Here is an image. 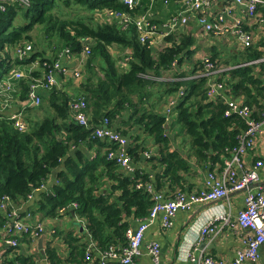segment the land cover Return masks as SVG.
Masks as SVG:
<instances>
[{
	"label": "trees",
	"instance_id": "obj_1",
	"mask_svg": "<svg viewBox=\"0 0 264 264\" xmlns=\"http://www.w3.org/2000/svg\"><path fill=\"white\" fill-rule=\"evenodd\" d=\"M166 1L172 5L176 0ZM164 2L141 0L135 9L130 10L122 0H30L27 6L19 1L6 0V8H0V82L15 64H30L36 60L40 61V74L33 73L34 77H39L43 73L44 60L56 57L66 46L78 53L85 37L93 39V53L85 67L87 73L93 74L85 82L81 81L79 86V96H84L88 102L91 126L80 125L73 118L69 106L72 96L58 87L42 94L44 100L38 107L46 114L38 121H31L27 130L22 131L15 126L11 117L0 115V197L8 194L17 202L25 201L35 187L48 182L58 169L54 182L47 190L35 194L33 203L27 206V212L32 216L40 212L44 216L54 217L61 207L77 202L78 206L68 214H76L86 220L88 235L100 250L115 242L126 244V229L133 225V220L144 218L153 206L154 200L150 194L137 189L136 178L155 183L145 169L137 170L132 176L117 161L108 158L106 147L111 145L110 142L92 136V131L105 117L129 137L128 130L117 126V120L120 119L118 122L123 125L125 118L131 117L134 125L144 127L146 134L159 145V150L152 158L145 159L142 156L146 149L144 139H140V135L131 137L134 139L129 149L132 160L136 163L148 160L164 166L162 173L156 177L157 184L160 185L164 177L170 178L180 185V190L185 189L182 183L186 180L184 173H193L192 157L201 167L217 161L223 164L230 155L229 150L238 143L237 135L247 127V122L239 114L225 115L228 105L224 99L217 102L209 100L205 78H152L163 74L177 77L189 75L185 71L175 73L171 66L174 60H178L179 67L190 63L195 54L196 50L192 47L196 37L187 27L166 36L165 45L155 48L140 40L135 24L123 27L119 20L108 22L99 18L100 13L109 9L131 12L134 16L150 9L155 13L156 19L153 20L163 21L171 14L159 17L155 11L159 9L162 12ZM73 5L86 9L87 17L64 18L62 9L72 8ZM180 8L182 6L176 11ZM259 9L264 12L263 6H259ZM19 16L21 20L17 24ZM37 26L41 33L38 41L31 33ZM41 36L44 38L41 39ZM45 38H48L47 41H44ZM29 42L36 43L32 56L24 60L14 56L12 50L18 44ZM113 45L133 51L128 67L121 69L117 65L116 57L109 50ZM261 45H264L263 41L246 49L234 50L226 63L233 65L263 57ZM46 46L49 47L48 51L53 52L52 56H47ZM219 53L214 49L211 54L213 59H217ZM97 71L100 76L95 82ZM229 74L227 83L232 87L233 97L242 98L246 105L254 109L253 116L260 118L264 109V61L234 67ZM28 83H23V98L28 97ZM154 84L158 86L156 93L161 96L158 101L166 100L160 110H155V105L150 104V97L155 92ZM182 87L185 94L174 109L176 120L172 122V116L163 109L167 97L176 94ZM130 95L139 99L134 100ZM149 104L153 108L150 109ZM91 107L94 108L92 114ZM132 109H135L134 113H131ZM176 124H179L177 131ZM179 134L190 140L191 153L184 149V140L180 143L176 141ZM92 150L95 155L89 153ZM3 217L0 211V226L5 222ZM78 233L80 235L74 230L57 231L43 252L39 250L34 255L21 252L20 246H16L19 250L6 262L47 264L43 261L47 257L48 264H85L90 240H86L83 232ZM61 243L70 250L68 257L62 253Z\"/></svg>",
	"mask_w": 264,
	"mask_h": 264
},
{
	"label": "built area",
	"instance_id": "obj_2",
	"mask_svg": "<svg viewBox=\"0 0 264 264\" xmlns=\"http://www.w3.org/2000/svg\"><path fill=\"white\" fill-rule=\"evenodd\" d=\"M6 0H0V8L4 10ZM19 1L25 6L30 3V0H13ZM130 10L137 7L141 0H122ZM154 1V0H153ZM181 6L175 15H171L164 21L156 22L151 17L150 13L139 14L134 16L131 12L105 10L100 13V20H119L123 27L130 23L135 24L139 33L140 40L150 45L158 44L165 45V37L177 32L182 27H186L190 20H196L199 23L200 41H205V35H211L215 38L226 40L231 38L234 41L233 48L242 50L251 47L257 43V33L246 27V22L254 23L258 28V36L264 35V12L259 9V6L264 7V0H180ZM222 2L221 5L219 3ZM244 11L240 15L239 8ZM242 12V11H241ZM93 39L85 37L84 44L80 52L76 53L69 46L62 49L61 52L54 58H48L42 62L43 73L39 77L30 75L28 83V104L29 106H38L42 100L44 91H49L53 87H58L62 80L67 77H72L76 80H82L86 74V64L93 53ZM32 42L18 44L14 49V56L20 60H24L32 56ZM194 50L198 51L197 45H193ZM261 48L264 49V46ZM33 51V52H32ZM202 51V50H199ZM133 57L131 49L126 50V55L121 63L124 68L128 67V61ZM264 61V56L253 59L249 62L233 64L227 68L219 66L217 60L211 55L208 49H204L198 63V68L195 73L188 76L189 79L205 78L208 88L207 95L209 100L216 101L224 99L228 108L225 115L230 116L234 113L239 114L246 122L247 127L237 135L238 143L229 150L230 155L225 158L223 164L217 170H208L205 174L204 184L198 190L178 189L174 192L166 193L163 190H158L154 182L146 181L141 177L136 178L137 189L145 190L154 200L153 206L149 213L139 219L138 226H129L126 229L127 243L115 242L108 245L104 250H100L98 245L92 239L86 251V258L90 259L93 255V249L98 251L100 255L95 264H108L109 260L116 259L117 264H130L135 258L142 254V245L145 239L146 229L159 217L163 227H170L174 223L176 213L181 210H193L200 204L218 202L229 198L231 192L236 190L245 191L243 207L237 212L234 217L231 209L224 211L218 216L209 219L200 225V238L198 244L189 252V257L197 264H241L244 261H249L252 264H258L261 257L259 249L264 244V186L258 182L262 180L260 168L263 162L257 161L252 166L246 163V154L253 149L257 142V136L262 131L264 124V109L261 112L260 118L253 116L254 109L246 105L241 99H236L232 95V87L227 81L230 79L229 71L234 67L257 63ZM33 63L40 66V61L36 60ZM178 60L172 62L173 71L177 68ZM165 75V76H164ZM157 79L177 80L171 74H163ZM172 76V78L170 77ZM26 77V73L18 69L11 72L2 80L5 91L12 90L13 79H22ZM156 77V76H152ZM1 81V82H2ZM185 89L182 87L176 94L167 97L166 113L169 116L174 114V109L178 105L179 99L184 96ZM69 106L72 111L73 118L83 126H91L89 122L88 102L84 96L73 97ZM176 114V113H175ZM14 120V125L24 131L29 128L22 113H14L11 117ZM94 138L107 140L110 146H107L108 158L117 161L124 171L135 176L137 168L133 163L130 154V146L134 139L123 134L116 128L108 117H105L99 125L92 131ZM133 140V141H132ZM155 155V152L146 148L142 152L145 159H150ZM49 181L35 187L33 192L29 194L26 202L33 200L35 194L47 190ZM77 202H72L67 206H63L58 210L55 218L69 216L70 210L77 207ZM0 211L4 215L5 222L0 226V232L3 233V238L8 247L16 248L20 246L22 240L37 244L40 236L46 233H56V226L47 225L42 219L32 218L30 213H24L18 206V202L13 200L8 194L0 197ZM32 218V220L30 219ZM75 219L83 229L87 222L84 218L74 214ZM221 225H218V222ZM228 226L232 231L239 229L243 246L238 249L236 256L233 259L224 257H215L204 249L200 248L206 237H213L219 233V230ZM81 228V229H82ZM82 229V230H83ZM243 229V232H241ZM51 238L54 239V236ZM147 253L152 256L153 261L159 264L161 261V244L158 240H150L146 244ZM45 247L42 249L44 250ZM40 250V248H39ZM36 250L35 253H37ZM34 255V254H33ZM47 264V257L43 258ZM16 264H21L17 261ZM73 264H77L73 262Z\"/></svg>",
	"mask_w": 264,
	"mask_h": 264
},
{
	"label": "crops",
	"instance_id": "obj_3",
	"mask_svg": "<svg viewBox=\"0 0 264 264\" xmlns=\"http://www.w3.org/2000/svg\"><path fill=\"white\" fill-rule=\"evenodd\" d=\"M221 4L222 2L219 3V5ZM163 6L164 7L162 12L159 9L158 11H155L158 16H165L170 14L175 15L178 12L176 11V9L179 6H181V1L176 0L175 4L171 5L169 1L165 0ZM238 8H239L238 13L240 15H243L244 11L242 10V8L241 7ZM149 13L152 18L156 19L154 15L155 13L152 12L150 9H149ZM186 27L196 37L195 46L197 45L198 51L197 50L195 51V54L192 57L190 63L186 62L181 67H179V64H177L176 66L177 68L173 72L176 73L178 71H185L189 73L188 76L194 74L196 69L198 68L197 65L199 63L201 53L204 49H211V51H214V49H216L220 52L219 53L220 56L216 59L219 66L223 68H227L228 66H233L223 62L224 57L230 58L233 52H235L234 51L235 49L233 48L234 41H232L231 38H227L228 41H226L215 38L211 35H205V41L203 43V40L200 41L199 34L201 29H199L200 25L199 23H197V21L193 19L190 20L189 24L186 25ZM246 27L249 28L250 30H254L257 33L258 41L256 40V42L259 41L264 42V35L258 36V28L254 23L246 22ZM34 29L37 30V28L34 27L31 33H33ZM40 38L43 39L44 36H41ZM160 46L161 44H158L155 46V48H160ZM48 49L49 47L46 49V51H48ZM126 50L124 51L125 53L124 55H126ZM52 54L53 52L51 51L47 52V56H52ZM226 64L228 66H226ZM122 67L124 68V66ZM14 69H18L20 71L25 72L26 77L22 79H13L12 90L10 91H5L3 86V81L0 82V115L10 117L13 113L21 112L22 115H24L28 124H30L31 121H33L34 119L37 120L38 117L43 118L44 114L38 113L36 115L35 113L39 111L36 110L37 106H32L33 108H31V106H29L27 102L28 97L23 98L25 93L23 83L26 84L28 83V81H30V75L34 76L33 72H36V74L39 75L40 67L38 66V64L30 62V64H26V63L15 64L11 68V70ZM188 76L185 77L175 76V78L189 79ZM170 77L172 78V76ZM81 81H85V79L82 78V80H76L72 77H67L66 79L61 81L58 88L64 92H69L72 98L78 97L80 95L79 86L81 84ZM45 92L47 91H44L43 94ZM220 99H217L215 102H217ZM240 99L242 100V98ZM134 111L135 109H132L131 113H134ZM163 111H166V106L165 109H163ZM119 120H117L115 123L119 127L122 126V130L124 129L128 130V135H130V137L135 138L137 135H140V139L142 138L144 139L143 141L145 142L146 148L152 149L155 153L159 150V145L156 144V141H154L153 137H149L147 134H144L143 136V133L141 134V131L139 132V129L142 128L139 125H134L133 123L134 119H131V117L125 118V122L123 123V125L118 122ZM181 140L185 141L184 149L188 151L187 153H191L192 149H191L190 140L188 138L184 139L182 137L176 138V141H178V143L182 142ZM89 153L93 155L96 154L94 150L89 151ZM187 153L185 154L187 155ZM245 158H246V163L249 166H252L257 161L263 162V165L260 168L262 180L259 181L258 183L264 186V124L262 126V131L257 136V142L255 147L250 151H248ZM141 159H143L142 156ZM191 159L193 165V173H184V178H186V180L183 181L182 183L185 184V189L198 190L204 184L205 174L207 173V171L209 169L217 170V168H220L221 162L217 161V163L214 164L210 162L208 163L207 166L201 167L200 163H198L195 157H192ZM133 163L136 166L137 170L141 171V169L142 170L145 169L146 172H148L151 175V177L155 181L154 185H156L157 189L169 193V192H174L175 190H178L180 188V185L174 183L173 181H171L170 178H166V177L161 179V183L158 181L160 185L157 184L156 177L164 170V166H160L157 162L143 160L141 161V163H136V161L133 160ZM202 164L205 165L204 162H202ZM57 172L58 169H56L54 173L51 175V177L48 179L50 185L54 182ZM229 195H230L229 198L220 200L218 202L200 204L196 206L193 210L178 211V213H176V217L174 218V223L170 227L162 226L161 217L156 219L145 231V239L142 245V254L136 257L134 262L130 264H156L153 261L152 256L149 253H147V247H146L147 242L153 239L158 240L161 244L162 255L159 264H197V262H195L193 259L189 257V252L199 242L198 240L200 238V233H199L200 225L208 221L209 219L218 216V214L227 211L228 209H231L233 216L236 217L239 209L243 207L245 191L236 190V192H231ZM32 203H33L32 201L30 203L26 201L18 202V206L23 212L22 215H24V213L27 212V206ZM32 218H35L33 220L40 218L47 225L53 224L54 226H56V232L60 230H65L67 232L74 230L75 232H77V234H79L78 231H81L85 234L86 240L87 239L91 240L90 238L91 235L90 234L88 235L86 227L84 229L80 227V224L78 223V221L75 219L74 216L69 215L60 218H55L53 216L47 217L42 215L40 212H36ZM32 218L30 217L31 220ZM139 223H140L139 219L133 220V226H138ZM218 225H221L220 221L218 222ZM241 232H243V229H241ZM53 235H54L53 233L52 234L46 233L41 235L37 244H33L32 242L27 240H22L19 249L21 252H25L27 254H34L36 250L39 251V248L42 251V249L46 247L49 241H51ZM41 241H42V245L40 244ZM204 242H205L204 249L207 252V254H210L215 257L221 256L227 259H233L236 256L238 249L242 247L244 244L241 239L239 229L237 231H232V229L229 228L228 226L222 227L217 235L213 237L211 236L206 237ZM12 248L13 247L7 246L3 238V233L0 232V264H9L6 262V260L11 259L14 253L19 250L17 248L12 250ZM60 249L63 250L62 253L66 255V257L69 256L68 254L70 250L68 249L66 244L61 243ZM259 249L261 250V257L258 264H264V244H262ZM92 252L93 255L90 257V259H86L85 264H95L98 261L100 257L98 251L96 249H93ZM108 264H117V260L111 259L109 260ZM241 264H252V263H250L249 261H244Z\"/></svg>",
	"mask_w": 264,
	"mask_h": 264
},
{
	"label": "rangeland",
	"instance_id": "obj_4",
	"mask_svg": "<svg viewBox=\"0 0 264 264\" xmlns=\"http://www.w3.org/2000/svg\"><path fill=\"white\" fill-rule=\"evenodd\" d=\"M62 13L64 14V18L65 17H69V18H78V19H80V18H86L87 17V15H88V13H87V10L86 9H80L78 6H76V5H73L72 6V8H67V7H65V8H63L62 9ZM159 17H164V16H159ZM20 20H21V17L19 16L18 18H17V20H16V23L17 24H19L20 23ZM166 20V19H165ZM164 21V20H163ZM37 28V30L36 29H34L33 30V33H34V38H35V40H39V36H40V34L41 33H39V28L40 27H36ZM47 39L48 38H45V40L44 41H47ZM34 42V41H33ZM32 42V44H33V46H35V44ZM46 48H48L47 46H46ZM110 49L109 50H111V52H112V54H114V56L116 57V62H117V65L118 66H120L121 67V69H122V65H121V63H122V61H123V59H124V51L125 50H123V48H121L120 46H118V45H113V46H110L109 47ZM210 52H211V54H212V51H211V49H208ZM227 59H229V57H224L223 58V62L224 63H226V60ZM192 63H193V61H192ZM226 66H228L227 64H226ZM96 67V66H95ZM229 67V66H228ZM99 68H100V65H99ZM98 72V74L96 75V76H94V78H95V82H97L98 81V77L100 76V74H99V71H97ZM93 73H90L89 71H88V74L86 73L85 74V76H86V78H87V80H88V77L89 76H91ZM153 74V73H152ZM85 76H84V79H86L85 78ZM155 76V75H154ZM164 76H161V78H163ZM154 79H156L157 80V77H153ZM85 82V81H84ZM154 93L151 95V97H150V104H154L155 105V110H157V109H159L160 110V108H161V106H162V108H163V106H164V101H166L165 100V98H163L162 99V101H158V99H160V97L161 96H159L158 95V93H156V92H158V86H157V84H154ZM84 90H82V92H83ZM84 94H85V92H84ZM86 95V94H85ZM132 96V98L134 99V100H138L139 98L138 97H136V96H134V95H130V97ZM43 97H42V100H41V102L39 103V105L38 106H40V105H42V103H43ZM158 103H160V104H158ZM149 104V108L151 109V108H153V105H150ZM37 106V108H36V110H39V111H37V113H35L36 115L38 114V113H41V114H44L45 112L43 111V109L41 108V107H38ZM94 108L93 107H91L90 108V112H91V114H92V110H93ZM142 112V111H141ZM46 114V113H45ZM14 115V113L10 116V117H12ZM89 117H90V115H89ZM41 118H39L38 117V119L37 120H33L32 122H35V121H38V120H40ZM176 120V114L174 113V114H172V122L173 121H175ZM173 125V124H172ZM140 128V127H139ZM179 128V124H176V126H175V130L177 131V129ZM141 131V134L143 133V135L144 134H146V129L144 128V127H142V129H139V132ZM150 137V136H149ZM176 137H181V134H179V135H177ZM185 138H187V137H185ZM184 138V139H185Z\"/></svg>",
	"mask_w": 264,
	"mask_h": 264
},
{
	"label": "water",
	"instance_id": "obj_5",
	"mask_svg": "<svg viewBox=\"0 0 264 264\" xmlns=\"http://www.w3.org/2000/svg\"><path fill=\"white\" fill-rule=\"evenodd\" d=\"M40 244L42 245V241H41ZM203 246H205V242H202V243H201L200 248L203 247Z\"/></svg>",
	"mask_w": 264,
	"mask_h": 264
}]
</instances>
